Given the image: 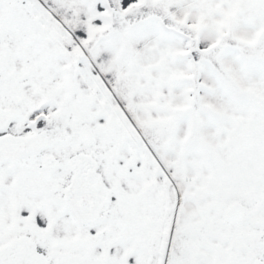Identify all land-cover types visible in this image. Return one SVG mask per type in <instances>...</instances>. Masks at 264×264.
<instances>
[{
  "label": "snow or ice",
  "instance_id": "snow-or-ice-1",
  "mask_svg": "<svg viewBox=\"0 0 264 264\" xmlns=\"http://www.w3.org/2000/svg\"><path fill=\"white\" fill-rule=\"evenodd\" d=\"M0 264H264V0H0Z\"/></svg>",
  "mask_w": 264,
  "mask_h": 264
}]
</instances>
